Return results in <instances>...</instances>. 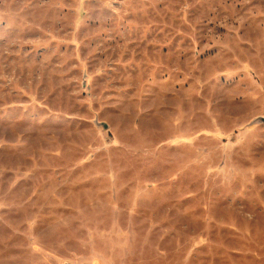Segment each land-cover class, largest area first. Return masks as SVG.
<instances>
[{"label": "rangeland", "instance_id": "obj_1", "mask_svg": "<svg viewBox=\"0 0 264 264\" xmlns=\"http://www.w3.org/2000/svg\"><path fill=\"white\" fill-rule=\"evenodd\" d=\"M264 264V0H0V264Z\"/></svg>", "mask_w": 264, "mask_h": 264}, {"label": "built area", "instance_id": "obj_2", "mask_svg": "<svg viewBox=\"0 0 264 264\" xmlns=\"http://www.w3.org/2000/svg\"><path fill=\"white\" fill-rule=\"evenodd\" d=\"M72 264V263H71Z\"/></svg>", "mask_w": 264, "mask_h": 264}]
</instances>
